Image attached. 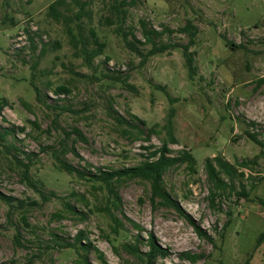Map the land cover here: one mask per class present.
Here are the masks:
<instances>
[{
	"label": "rangeland",
	"instance_id": "1",
	"mask_svg": "<svg viewBox=\"0 0 264 264\" xmlns=\"http://www.w3.org/2000/svg\"><path fill=\"white\" fill-rule=\"evenodd\" d=\"M52 1L0 0V130L12 129L0 141V193L24 201L11 208L0 199V264H144L122 244L139 234L138 246L146 250L149 232L168 249L154 264H190L180 255L186 251L204 255L195 264H264V0H125V29L142 41L138 21L144 19L154 29L170 30L156 37L158 43L178 46L143 61L115 33L111 0H79L87 9L80 18L84 41L93 46V29L104 43L90 63L67 31L75 32L74 0L62 3L63 20L48 14ZM187 20L197 29L189 48L196 65L192 78L179 47L187 36L177 31ZM124 75L130 87L112 78ZM59 85L68 91L56 93ZM171 109L176 142L168 144L170 154L187 150L194 159L163 174L181 212L152 203L146 180L124 179L115 183L113 211L122 226L113 233L101 209L105 189L60 170L52 150L66 143L75 153L64 158L91 170L137 165L148 151L142 146L152 149L168 139ZM114 117L142 119L138 125L149 139ZM75 129L82 139L73 141ZM25 154L28 174L45 199L21 177L13 155L26 162ZM215 156L233 169L230 176L220 173L222 185L209 180L204 168L205 158ZM78 231L97 248L85 253V262L63 247Z\"/></svg>",
	"mask_w": 264,
	"mask_h": 264
},
{
	"label": "trees",
	"instance_id": "2",
	"mask_svg": "<svg viewBox=\"0 0 264 264\" xmlns=\"http://www.w3.org/2000/svg\"><path fill=\"white\" fill-rule=\"evenodd\" d=\"M73 1V0H72ZM64 2V0H54L48 5V14L53 16L56 20H63L64 13L61 10V5ZM76 6H77V14L76 19L74 23L75 32L72 31V29L68 28V34L72 40L73 46H76L78 43H80L79 50L82 53V57L85 62L90 63L91 60L97 56L100 55L103 51L104 43L99 41L96 35V32L93 29H89V36L92 39L93 46L89 48V42L85 38L86 41L83 39V25L82 21L80 20L81 16H83L87 9H85L86 1L82 2L79 0H74ZM127 4V1L125 0H111L110 1V8L112 11V15L114 16V21L116 23L114 27V31L116 34L120 35L122 38L125 46L132 52H134L136 55H138L141 59V61L147 59L151 55H155L158 53H162L166 50L173 49L175 47H178L177 44L172 42H163L158 43L156 41V37L161 35L164 30L169 29H161L157 30L153 27L148 26L147 22L144 19H139V27L140 32L143 40L141 41L138 39L131 29L127 27L125 29V21H126V9H124V5ZM81 15H80V13ZM70 19V18H69ZM65 21V19H64ZM108 23H112L110 20H108ZM178 32L184 33L187 36L186 43L180 45L179 47L182 50V55L184 57V62L187 68L188 76L189 78H192L196 71V65L194 63L193 59V51L190 50V46L194 44L195 41V35L197 32L196 26L190 21L187 20L184 25L177 28ZM223 38V37H222ZM225 40V44L228 45V41ZM137 44H149L150 47L143 51L138 47ZM233 47H235L234 43H230ZM119 79L125 86L130 87L131 85L127 83V75L124 76H117L112 77ZM158 87L161 89H164L163 85H158ZM36 97H38L39 91L35 85H33ZM54 91L56 93H63L67 92L68 89L64 85L57 86ZM39 98V97H38ZM5 103L3 100L2 103H0V111L2 109V105ZM171 116H172V109L167 114L166 118V126H167V135L168 139L163 140L161 145L158 147H152L149 148L147 146H142V148L147 149V153L145 154V158L137 165L133 166H122L115 169H105L101 167H94L93 170L86 168V167H78L70 164L65 158L64 155L67 152H74L73 147H68L67 144L59 143L55 148L52 150V154L57 159V167L60 170H63L64 172L68 174H72L82 180H85L87 182H90L92 186L94 184H97L98 187H102L105 189V200L106 204L101 208L104 212L107 213V216L110 219V226L111 231L113 233H117L119 226H122L121 220L116 216L113 210H117L118 208V194L115 190V183L124 180V179H134L139 178L146 180L149 183L150 186V200L151 202H157L159 205L164 206H170L176 209L177 211L181 212V209L179 207V204L177 201L171 198L168 191L165 189L163 185V174L164 172L170 168L177 166L179 164H191L194 159L191 155V153L187 150H180L176 155H171L170 148L168 147L169 143H175L176 139L173 136L172 133V125H171ZM116 120L121 121L122 123H125L127 127H133L137 129L138 136H142L143 140L149 139V132H144L142 128L139 127L138 124H144V121L142 119L137 118L138 123H134V121H131L129 118H119L114 117ZM136 118V117H134ZM250 126L253 125V122H250ZM12 131L11 127H3L2 130H0V141H5L6 137L8 136L9 132ZM245 134L254 142L262 144V142L256 138V133L254 131H249L248 129L244 130ZM70 133H74L75 136L73 138V141H76L79 138H83L81 132L78 129H75L71 131ZM70 133H66L67 135ZM12 144H10L9 147H11ZM8 148V146H5ZM13 158L16 162V164L20 167L21 170V177L23 178L25 184L35 187L34 183L32 182L28 171H29V154H25V158L28 160L25 162L22 158L18 157L17 155H13ZM215 161V163H213ZM91 166V165H89ZM204 168L206 171V176L209 180L213 181L216 184H224L223 179L220 177V173L224 172L228 176L231 175V172L233 171L232 166L227 162L221 159L220 157H213L211 159L210 157H206L204 160ZM37 189V187H35ZM38 191V189H37ZM38 193L41 195L42 198H46L47 195L44 194L43 191H38ZM0 199L3 200L5 203H7L11 208H13L15 205L13 202L18 204V206H22L24 204V201L18 200L10 195H5L0 193ZM66 206L68 208V211L72 213H78L77 210L71 206L70 204L66 203ZM82 211H79V214H81ZM187 220L193 225L195 231L200 235H205L201 232L199 226L193 222V220L186 215ZM132 226L134 229L140 230V226L136 223H132ZM208 239H211V237L206 236ZM14 240L18 242V236L17 234H14ZM140 243V235L136 234L134 235L133 242L127 241L122 244L123 249L138 258H140L144 264H154L157 257H165L167 256L168 249L166 247L160 246L152 233H147V236L145 237L144 245L146 246V250H141L139 248ZM63 247H69L74 250L75 253L79 254L82 261L85 262V253L89 252L90 248H93V250L97 251V248L93 247L89 242L82 241V235L81 231H78L74 235V239L72 242H65L63 243ZM181 258L183 260H186L190 264H195L200 258H203L204 255L202 253H190V252H182ZM97 256L100 258L102 262L105 263V260L103 259V256L100 252L97 253Z\"/></svg>",
	"mask_w": 264,
	"mask_h": 264
}]
</instances>
